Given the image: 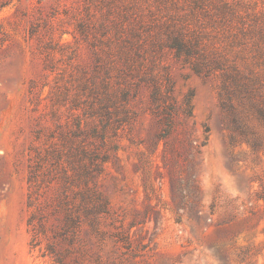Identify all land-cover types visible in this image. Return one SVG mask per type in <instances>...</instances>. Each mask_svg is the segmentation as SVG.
Returning a JSON list of instances; mask_svg holds the SVG:
<instances>
[{
    "label": "rangeland",
    "instance_id": "rangeland-1",
    "mask_svg": "<svg viewBox=\"0 0 264 264\" xmlns=\"http://www.w3.org/2000/svg\"><path fill=\"white\" fill-rule=\"evenodd\" d=\"M134 4L0 0V264H264V87L135 51Z\"/></svg>",
    "mask_w": 264,
    "mask_h": 264
},
{
    "label": "trees",
    "instance_id": "trees-1",
    "mask_svg": "<svg viewBox=\"0 0 264 264\" xmlns=\"http://www.w3.org/2000/svg\"><path fill=\"white\" fill-rule=\"evenodd\" d=\"M135 51L169 50L229 95L264 87V0H135ZM264 118V107L260 110Z\"/></svg>",
    "mask_w": 264,
    "mask_h": 264
}]
</instances>
